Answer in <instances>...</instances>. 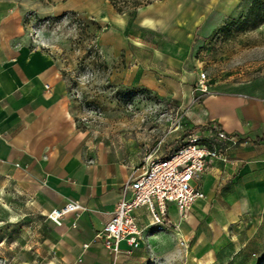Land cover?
<instances>
[{"label": "crops", "instance_id": "1", "mask_svg": "<svg viewBox=\"0 0 264 264\" xmlns=\"http://www.w3.org/2000/svg\"><path fill=\"white\" fill-rule=\"evenodd\" d=\"M241 1L153 0L118 13L108 0H70L60 9L97 20L100 52L124 60V83L189 106L192 127L186 134L216 123L246 139L226 153V161L210 163L198 184L204 197L184 216L168 206L169 228L156 231L145 208L134 211L143 227L139 248L152 233L176 227L196 251L212 248L226 257L224 263L239 257L253 264L264 255V77L209 86L202 94L190 59L201 27L231 14ZM32 10L27 2L0 0V197L14 201L4 215L30 232L19 238L24 264H121L133 250L114 256L93 235L111 217L123 183L140 163L120 157L79 126L61 66L30 44L24 15ZM178 137L167 139L156 155ZM71 200L84 206L75 218L68 215L59 226L46 218Z\"/></svg>", "mask_w": 264, "mask_h": 264}, {"label": "rangeland", "instance_id": "2", "mask_svg": "<svg viewBox=\"0 0 264 264\" xmlns=\"http://www.w3.org/2000/svg\"><path fill=\"white\" fill-rule=\"evenodd\" d=\"M18 1L33 9L24 15L30 44L49 52L59 63L68 80L75 119L96 141L122 158L141 163L147 155L162 151L167 139H183L191 129L189 106L123 82L124 60H111L100 52L97 35L101 27L91 14L60 10L70 0ZM118 1L125 12L132 13L153 0ZM249 2L242 0L231 14L214 17L197 32L190 59L212 88L264 77V23L243 28L238 20ZM162 137L166 138L158 146ZM13 202L0 197V264H24L19 238L30 232H23L19 219L3 212ZM173 228L152 233L121 264H245L239 257L224 263L226 257L212 248L196 251L194 241L184 236L182 242ZM253 264H264V255Z\"/></svg>", "mask_w": 264, "mask_h": 264}, {"label": "built area", "instance_id": "3", "mask_svg": "<svg viewBox=\"0 0 264 264\" xmlns=\"http://www.w3.org/2000/svg\"><path fill=\"white\" fill-rule=\"evenodd\" d=\"M204 78V73L199 72L196 89L207 94L209 86ZM244 143L246 139L226 133L216 123H210L203 129L191 130L163 154L147 155L123 183L122 198L111 217L94 233L93 241L99 242L114 256L139 248L143 242V227L134 211L145 208L149 225L156 231L169 228L168 206L174 205L184 216L195 201L204 197L198 184L210 163L226 161V153ZM83 209L80 202L71 200L52 208L46 218L59 226L66 216L75 218ZM72 225H76L75 219ZM122 244L127 246L126 250L122 249Z\"/></svg>", "mask_w": 264, "mask_h": 264}, {"label": "trees", "instance_id": "4", "mask_svg": "<svg viewBox=\"0 0 264 264\" xmlns=\"http://www.w3.org/2000/svg\"><path fill=\"white\" fill-rule=\"evenodd\" d=\"M114 9L124 12V8L119 6L118 0H109ZM149 3V2H148ZM243 28H256L264 23V0H250L248 7L243 15L238 18Z\"/></svg>", "mask_w": 264, "mask_h": 264}, {"label": "bare ground", "instance_id": "5", "mask_svg": "<svg viewBox=\"0 0 264 264\" xmlns=\"http://www.w3.org/2000/svg\"><path fill=\"white\" fill-rule=\"evenodd\" d=\"M200 264H203V263H200Z\"/></svg>", "mask_w": 264, "mask_h": 264}]
</instances>
